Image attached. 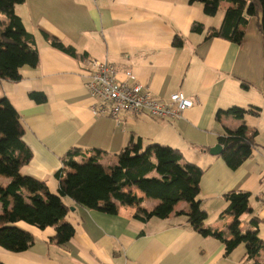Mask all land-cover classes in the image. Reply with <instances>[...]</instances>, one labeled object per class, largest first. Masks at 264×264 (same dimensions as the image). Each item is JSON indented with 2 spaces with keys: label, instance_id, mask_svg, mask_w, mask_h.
<instances>
[{
  "label": "crops",
  "instance_id": "1",
  "mask_svg": "<svg viewBox=\"0 0 264 264\" xmlns=\"http://www.w3.org/2000/svg\"><path fill=\"white\" fill-rule=\"evenodd\" d=\"M234 2L222 0L215 15L203 12L202 3L188 0H24L14 7L38 52L36 66L20 68L17 81L0 80V99L6 98L20 116L22 139L31 151L30 160L19 173L44 182L57 191L55 173L68 151L78 148V160L95 156L105 168L114 165L116 154L133 139L142 146L151 142L178 149L186 161L203 169L198 198L206 211L204 226L223 230L231 237L232 216L225 213L224 194L249 192L252 212L240 216L243 230L255 216L258 236L264 243V45L258 18L249 16L240 26V43L223 37H206L219 28L226 9ZM199 22L203 31L192 30ZM56 37L75 49L76 56L50 45L43 34ZM175 37L181 39L174 45ZM108 61L119 81L136 83L157 99L167 100L175 92L193 100L179 118H154L143 111L122 112L117 124L108 116H96L97 101L89 94V74L84 58ZM131 75L132 78H128ZM31 91L43 92L36 102ZM95 105V106H94ZM231 106L260 107L259 114L246 119L221 114ZM242 123L245 134L254 136L250 156L237 168H229L220 154L209 148L218 136ZM221 145V144H220ZM222 146V145H221ZM83 157V158H82ZM8 178L0 176L3 186ZM24 195H30L28 187ZM129 190L142 200L117 204L114 214L89 209L63 197L68 212L62 222L74 227L64 244L55 241V229H44L18 221L30 232L32 245L15 253L0 247V264H254L246 257L243 243L229 253L224 244L202 236L189 223L186 201H179L166 218L134 217L137 206L153 211L160 200L136 187ZM256 260L264 264V248Z\"/></svg>",
  "mask_w": 264,
  "mask_h": 264
},
{
  "label": "trees",
  "instance_id": "2",
  "mask_svg": "<svg viewBox=\"0 0 264 264\" xmlns=\"http://www.w3.org/2000/svg\"><path fill=\"white\" fill-rule=\"evenodd\" d=\"M23 1L0 0V80L17 81L21 77V67H34L38 63L33 38L14 11V7ZM221 1L188 0L189 3H202L203 12L209 16L216 14ZM229 1L234 2L235 6L225 10L219 28H210L205 38L223 37L240 43L244 32L239 27L246 24L249 16H256L264 45V0ZM192 30L202 32L203 25L195 22ZM43 36L53 47L70 55H77L72 46L65 45L56 37L46 33ZM173 43L180 45L181 39L175 37ZM28 95L36 102L45 100L43 92L31 91ZM259 111L260 107L256 106H231L219 110L216 118L223 114L240 119L245 114L257 116ZM247 128L242 123L234 130L218 136V142L222 145L220 156L229 168L239 167L252 152L256 130L248 137L245 134ZM22 135L19 113L8 99H0V176L8 178L5 185L0 184V247L4 250L23 252L34 241L30 232L16 226L18 221L39 229L53 226L56 243H66L72 237L74 227L69 222H62L68 212L63 197H69L82 207L114 214L118 203L132 205L141 202L142 198L129 190L136 187L145 196L159 199L160 204L153 211L137 206L134 217L142 220L151 217L166 218L174 212V206L179 201H186L189 210L175 211V214H185L192 227L202 236L220 240L225 246L226 254L243 243L246 257L254 260V264H260L256 257L264 248V243L256 229L259 219L253 216L248 221L254 229L243 230L240 227V216L252 212L249 205L250 193L229 191L224 194L227 202L224 212L232 216L229 226L231 237H227L223 230L204 226L206 211L198 198L203 169L184 160L178 149L157 142L142 146L139 138L130 139L116 154V163L108 168L95 156L78 160L82 155L80 150L71 149L62 158V168L55 173L57 191L51 192L44 182L20 175V167L32 156ZM24 187L30 188V195H24Z\"/></svg>",
  "mask_w": 264,
  "mask_h": 264
},
{
  "label": "built area",
  "instance_id": "3",
  "mask_svg": "<svg viewBox=\"0 0 264 264\" xmlns=\"http://www.w3.org/2000/svg\"><path fill=\"white\" fill-rule=\"evenodd\" d=\"M84 60L89 74L87 90L97 101V108L93 110L96 116L108 115L117 124L122 121V112L136 115L145 111L154 118L173 119L179 118L184 110L193 105L190 97L179 92L161 100L139 84L119 81L116 68L108 61L92 57H85ZM127 77L132 78L131 75Z\"/></svg>",
  "mask_w": 264,
  "mask_h": 264
},
{
  "label": "water",
  "instance_id": "4",
  "mask_svg": "<svg viewBox=\"0 0 264 264\" xmlns=\"http://www.w3.org/2000/svg\"><path fill=\"white\" fill-rule=\"evenodd\" d=\"M222 152V146L220 144H216L209 149V153L212 155H217Z\"/></svg>",
  "mask_w": 264,
  "mask_h": 264
},
{
  "label": "rangeland",
  "instance_id": "5",
  "mask_svg": "<svg viewBox=\"0 0 264 264\" xmlns=\"http://www.w3.org/2000/svg\"><path fill=\"white\" fill-rule=\"evenodd\" d=\"M238 107H240V106H238ZM245 117H246V119H248V120H253V118H252L251 115H249V114H246ZM251 203H252V200L250 201V205H252ZM252 208H254L253 205H252ZM248 215H249V214L245 213V215H244L243 217H246V216H248Z\"/></svg>",
  "mask_w": 264,
  "mask_h": 264
}]
</instances>
